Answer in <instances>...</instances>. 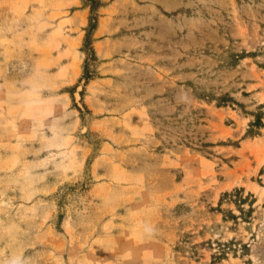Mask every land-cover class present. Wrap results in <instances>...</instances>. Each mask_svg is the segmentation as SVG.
Masks as SVG:
<instances>
[{
	"label": "rangeland",
	"instance_id": "374dc122",
	"mask_svg": "<svg viewBox=\"0 0 264 264\" xmlns=\"http://www.w3.org/2000/svg\"><path fill=\"white\" fill-rule=\"evenodd\" d=\"M254 115L264 0H0V264H264Z\"/></svg>",
	"mask_w": 264,
	"mask_h": 264
},
{
	"label": "trees",
	"instance_id": "16d2710c",
	"mask_svg": "<svg viewBox=\"0 0 264 264\" xmlns=\"http://www.w3.org/2000/svg\"><path fill=\"white\" fill-rule=\"evenodd\" d=\"M84 3V2H83ZM87 7H90V8H92V5L90 4V5H88ZM254 117H255V120H254V122L253 123H250V131L252 130V128L254 127H257V128H260V126H264V123H262V119H261V117H259V116H257V115H254ZM250 131H248L249 133H250ZM253 135H258L259 134V132H256L255 133V131H253Z\"/></svg>",
	"mask_w": 264,
	"mask_h": 264
}]
</instances>
